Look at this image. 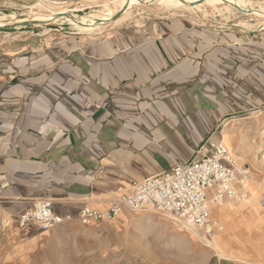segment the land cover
I'll use <instances>...</instances> for the list:
<instances>
[{
    "label": "crops",
    "instance_id": "crops-1",
    "mask_svg": "<svg viewBox=\"0 0 264 264\" xmlns=\"http://www.w3.org/2000/svg\"><path fill=\"white\" fill-rule=\"evenodd\" d=\"M126 20L0 47V214L17 222L36 198L60 215L104 208L207 138L222 142L237 114L263 111L264 32Z\"/></svg>",
    "mask_w": 264,
    "mask_h": 264
},
{
    "label": "rangeland",
    "instance_id": "rangeland-1",
    "mask_svg": "<svg viewBox=\"0 0 264 264\" xmlns=\"http://www.w3.org/2000/svg\"><path fill=\"white\" fill-rule=\"evenodd\" d=\"M38 1L0 0V26L11 24L0 27V47L30 35L54 41L68 32L93 33L84 28L96 26L98 17L111 19L117 13L112 0H68L59 8H50L57 16L46 22L33 18L27 7ZM252 1L257 9L264 0ZM233 8L232 13L219 16L209 4L193 11L165 9L149 2L133 7L126 21L138 15L171 14L225 30L264 32V19L250 17L239 4ZM13 14L22 18L9 21ZM27 19L36 22L25 26L21 21ZM227 126L233 133L230 143ZM227 126L222 130V142L239 161L249 165L251 179L247 203L224 210L221 219L213 210L212 216L223 226L214 236L219 242L216 249L170 216L154 211H121L107 221L88 226L71 221L45 232L35 226L20 227L10 216L0 214V264H264V206L258 203V195L264 193V109L239 113ZM254 166L261 167L259 172Z\"/></svg>",
    "mask_w": 264,
    "mask_h": 264
},
{
    "label": "built area",
    "instance_id": "built-area-1",
    "mask_svg": "<svg viewBox=\"0 0 264 264\" xmlns=\"http://www.w3.org/2000/svg\"><path fill=\"white\" fill-rule=\"evenodd\" d=\"M250 179L247 163L239 161L220 140L207 138L189 161L132 183L127 191L107 199L104 208L84 203L76 215H60L54 211L53 199L36 198L17 216V222L20 227L35 226L45 232L71 221L84 226L107 221L121 210H152L198 228L210 238L223 228L212 216L213 210L222 205L233 209L243 203ZM258 202L264 206L263 193Z\"/></svg>",
    "mask_w": 264,
    "mask_h": 264
},
{
    "label": "bare ground",
    "instance_id": "bare-ground-1",
    "mask_svg": "<svg viewBox=\"0 0 264 264\" xmlns=\"http://www.w3.org/2000/svg\"><path fill=\"white\" fill-rule=\"evenodd\" d=\"M65 1H68V0H39L37 3H30L27 7L29 8L31 14H34L33 18H35L37 20L42 19L43 21L48 22L47 20L53 21V20H55V18L57 16V14L55 12H53V10H50V8H53V9L59 8L61 6V4L65 3ZM85 1H88V0H85ZM259 1H261V0H259ZM149 2H153V3L155 2L157 4L163 5L165 7V9H170V10L183 9V10H193V11H197V10L201 11L202 7H204L205 5L209 4L215 10V14L219 15V16L220 15L223 16L226 12L227 13H232L233 9H234L233 6H235V4H239V5H241L243 7V11L247 12V14H249L250 17L252 16V18H255L253 16H257L260 19H264V1L258 3V8L255 9L254 6H253V1L252 0H112L111 4H113L115 9H117L116 11L120 12V14L117 15L115 18H113L110 21H109V19H106L105 17H98L97 21L103 23L102 26L96 27V26H89L88 25L84 29L86 31L94 32V31H99L100 29L105 28L108 25H113L114 26V24L116 25L117 23L123 21L124 19H127V17L131 14V10H132L133 7L143 6L145 4H148ZM82 5H84V3ZM254 5H255V3H254ZM248 6L253 11H251V9L248 10V8H247ZM35 9H36V11H34ZM203 14L206 15L205 13H203ZM250 17H249V19H251ZM20 18H22V17H20L19 15L15 16L13 14L9 18V21H17ZM29 18H30V16H29ZM240 22L241 23H245L247 25H252V24L247 23L246 21H240ZM252 112H261V109L258 108L256 110H253ZM224 130H227L226 126L224 127ZM222 143L224 144V142H222ZM258 167H260V166H258ZM258 167L254 166V170L256 169L255 172H259L260 169ZM249 182H250V180H249ZM249 182H248V186H249ZM248 193H249V190H248ZM247 198H248V196H247ZM246 199L244 200V202L246 201ZM243 203H241V204H243ZM219 207L226 208L224 205L219 206ZM226 209H228V208H226ZM229 210H232V209H229ZM121 211H122V213L123 212L126 213V211H128V210H121ZM146 211H152V210H146ZM180 224L183 227H185L187 230L191 231L194 234V236H196L197 238L201 239L208 246L216 249L217 243H219V242H218V240L216 238H214V236L217 233L213 234L209 238V237H206L204 232L202 230L198 229V228H195V227L190 226V225L185 224V223H180ZM223 255H224V253H223ZM221 257H222V255H221Z\"/></svg>",
    "mask_w": 264,
    "mask_h": 264
},
{
    "label": "water",
    "instance_id": "water-1",
    "mask_svg": "<svg viewBox=\"0 0 264 264\" xmlns=\"http://www.w3.org/2000/svg\"><path fill=\"white\" fill-rule=\"evenodd\" d=\"M120 12L116 13L115 16L119 15ZM22 23H24V25H31L32 23L36 22V21H33L31 19H27V20H24V21H21ZM49 24H52V23H49ZM11 24H5V25H2V26H10Z\"/></svg>",
    "mask_w": 264,
    "mask_h": 264
}]
</instances>
